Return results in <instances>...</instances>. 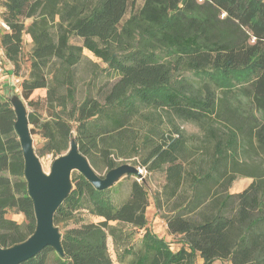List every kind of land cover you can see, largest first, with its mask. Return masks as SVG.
Instances as JSON below:
<instances>
[{
    "label": "trees",
    "instance_id": "obj_1",
    "mask_svg": "<svg viewBox=\"0 0 264 264\" xmlns=\"http://www.w3.org/2000/svg\"><path fill=\"white\" fill-rule=\"evenodd\" d=\"M129 7L130 0H0L8 25L0 48L15 76L27 66L20 95L33 109L31 133L42 139L38 156L57 158L75 140L95 170L132 162L162 171L154 205L182 243L175 248L148 228L143 181L132 180L117 201L121 181L97 189L73 171L54 215L64 255L47 246L20 264H115L109 237L123 264H195L198 254L204 264H264V170L245 161L264 153V0H144L124 20ZM85 48L113 80L96 94L78 91ZM37 90L45 94L33 96ZM15 123L14 105L0 92L4 247L36 229ZM239 174L254 179L230 193Z\"/></svg>",
    "mask_w": 264,
    "mask_h": 264
},
{
    "label": "water",
    "instance_id": "obj_2",
    "mask_svg": "<svg viewBox=\"0 0 264 264\" xmlns=\"http://www.w3.org/2000/svg\"><path fill=\"white\" fill-rule=\"evenodd\" d=\"M9 99L16 111L15 129L24 154L25 178L34 203L36 229L21 243L9 247L0 244V264H20L47 246H52L57 253L64 255L62 233L54 224V215L72 190L73 171H79L97 189H106L130 173L143 177L141 168L124 163L101 176L80 151L76 141L72 140L69 150L55 158L50 171L45 172L34 147L28 111L23 103L14 102L11 97Z\"/></svg>",
    "mask_w": 264,
    "mask_h": 264
},
{
    "label": "rangeland",
    "instance_id": "obj_3",
    "mask_svg": "<svg viewBox=\"0 0 264 264\" xmlns=\"http://www.w3.org/2000/svg\"><path fill=\"white\" fill-rule=\"evenodd\" d=\"M144 0H130V7L125 15V18H128L130 14L136 10L139 9ZM31 20H27V23H29ZM0 26V30H1ZM3 29V28H2ZM26 44H25V51L26 53L31 49L32 44L31 40L28 36H26ZM71 42L74 44L82 45L83 39L78 36H72ZM105 63H103L99 58H97L91 51L88 49H84V58L83 60L78 64L77 66V78H78V91L80 94L87 93L88 91H92L93 94H96L97 91L100 90V88H103L104 85L107 83L111 84L113 80L108 79L107 75L104 72ZM27 66L24 65L23 69L21 71V75L17 76L20 78V82L18 85L6 87L4 91L7 93L8 97L12 98V101L14 102H21L25 105L27 111H32V107L28 106L27 102L21 97L20 95V86L21 81L23 80L24 76L27 75ZM15 76V75H14ZM108 84V85H109ZM45 94V90H37L34 92L33 96L41 95L43 96ZM10 95V96H9ZM43 116L46 115V111L42 110L40 112ZM186 130L189 133H195L201 136L200 129L194 125V124H186L185 125ZM34 147H38L41 144V137L38 134L32 135ZM55 160L54 156L52 154L44 155L40 157V161L42 163L43 169L45 172H49L51 169V164ZM247 163H252L254 166L257 164H260V167L262 170H264V153L260 152L257 156H255L253 159L247 158ZM124 164V163H123ZM125 164H131L132 162H127ZM121 165V164H120ZM143 170V180H140L138 176L136 175H125L122 178H120L119 181H121V187L120 192L117 193V201L121 200L126 195V192L129 189V184L132 180L138 179L140 181H143L146 188L149 191L150 194V201L151 204L147 208V216H148V228L157 234L159 237L163 238L166 242L170 243L173 247L177 248L181 245V240L177 236H173L166 225L165 219L162 217V212L157 211L155 205H154V196L155 193L160 192L166 182L165 174L162 171H155V172H147L144 168L141 167ZM98 174L101 176H105L108 172V169H96ZM77 173H80L79 171H76ZM253 177L246 176L243 174H239L236 180L232 183V186L229 188L230 193H239L246 189L251 182L253 181ZM117 183V182H116ZM7 218L15 219L19 222L24 221V215L21 213H15V212H9L6 214ZM88 220H99L100 218L92 215H87ZM142 234V231L139 230L137 234L135 235L136 240L138 241L136 243V248L140 247V236ZM108 246L109 251L111 253V257L114 260L115 264H123L119 262L118 260V254L115 251V246L113 243V240L111 237L108 239ZM53 259H51L49 264H53ZM195 264H204L203 258L198 254L196 257ZM214 264H232L229 261H220L217 260L214 262Z\"/></svg>",
    "mask_w": 264,
    "mask_h": 264
},
{
    "label": "crops",
    "instance_id": "obj_4",
    "mask_svg": "<svg viewBox=\"0 0 264 264\" xmlns=\"http://www.w3.org/2000/svg\"><path fill=\"white\" fill-rule=\"evenodd\" d=\"M1 58H3V60H1ZM0 60L3 63L2 70L0 72V81H1L0 92L5 93L6 91H4V89L6 87L13 85L14 74L12 69V63L6 60L5 57H3L1 48H0Z\"/></svg>",
    "mask_w": 264,
    "mask_h": 264
},
{
    "label": "built area",
    "instance_id": "obj_5",
    "mask_svg": "<svg viewBox=\"0 0 264 264\" xmlns=\"http://www.w3.org/2000/svg\"><path fill=\"white\" fill-rule=\"evenodd\" d=\"M200 1H202V0H200ZM0 26H1L2 28H4V29H8V25H7L6 23H4V22L1 20V18H0ZM1 70H2V67H1V69H0V72H1ZM19 82H20V78L17 77V76H14V80H13V84H14V86H15V85L17 86ZM140 171L142 172V175H143V170L140 169ZM139 179H140V180H143V177H139Z\"/></svg>",
    "mask_w": 264,
    "mask_h": 264
}]
</instances>
